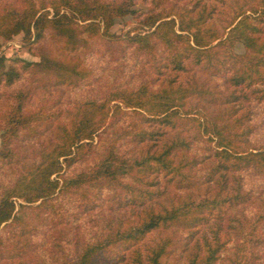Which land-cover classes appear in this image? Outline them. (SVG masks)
Returning <instances> with one entry per match:
<instances>
[{
  "label": "trees",
  "instance_id": "1",
  "mask_svg": "<svg viewBox=\"0 0 264 264\" xmlns=\"http://www.w3.org/2000/svg\"><path fill=\"white\" fill-rule=\"evenodd\" d=\"M150 2L152 8L139 10L136 0H0V44L22 35L40 57L6 62L0 55V94L7 92L10 100L0 115V171L18 158L15 143L23 136L42 134L40 126L49 133L42 134L37 157L0 183V228L22 220L32 205L55 209L51 200L58 192L106 184L113 204L101 231L94 240L76 242L60 264H167L164 259L175 251L181 264H264V200L253 206L250 219L235 218L233 225L225 218L229 207L249 201L244 176L264 179V144H250L252 104L264 103V0L241 4L224 33L206 0H186L169 10L160 7L163 0ZM128 15L138 19L136 29H144L123 39L137 56L148 58L150 79L135 87L113 85L100 99H81L67 121L59 113L27 108L24 74L41 67L54 72L56 85L75 86L86 74L75 52L94 37L120 40L110 28ZM46 33L66 50L63 57L35 52ZM236 42L243 54L234 51ZM191 66L211 69L226 95L214 96L190 75ZM195 97L203 106L193 105ZM214 100L224 108L206 111L205 102ZM128 113L140 122L127 132L130 152L113 142L92 166L64 173L90 153L95 136ZM186 122L194 126L193 136L179 134ZM193 144L200 145L199 153L191 152ZM195 168L204 170L197 182ZM170 185L184 196L170 197ZM193 186L195 197L187 194ZM169 229V235L148 241L153 232ZM29 232L20 227L23 244ZM234 241L224 261L223 250ZM19 254L10 253L16 261Z\"/></svg>",
  "mask_w": 264,
  "mask_h": 264
},
{
  "label": "rangeland",
  "instance_id": "2",
  "mask_svg": "<svg viewBox=\"0 0 264 264\" xmlns=\"http://www.w3.org/2000/svg\"><path fill=\"white\" fill-rule=\"evenodd\" d=\"M49 0H36L38 4L48 2ZM248 0H225L217 2L215 0H206L210 7H214L212 21L218 28L219 32L227 31V24L232 19L237 8L245 4ZM135 8L139 10H149L152 8L150 0H136ZM186 0H163L160 7L169 10V8L182 7ZM139 27L138 19L128 15L116 19L110 32L120 35L118 41H109L104 38L94 37L83 44V47L75 52L79 57L81 66L85 69V78L79 80L75 86L54 83V72L45 68L36 67L28 74L22 77L23 85L30 89V96L27 102L29 110H38L41 108L46 111V115L53 112L59 113L63 120H68L75 105L85 98L100 99L113 85L122 84L127 87H135L136 84L144 78L150 79L153 75L150 73L149 65L146 63V56H137L133 50L127 46L123 39L125 33L133 34L136 30L143 31ZM147 29V28H145ZM35 52L48 53L53 57L61 58L66 51L59 41L50 33H46L41 42L34 45ZM162 50L158 47V51ZM234 51L237 54L245 52L242 44L236 42ZM0 55H3L6 62L22 58L28 61L38 62L39 55L31 53L28 46L23 42L22 35H16L12 39L1 40ZM144 61H146L144 63ZM190 75L192 74L204 86L214 91V96H224L227 90L222 85V80L211 74V69L206 67L191 66ZM214 97V98H217ZM8 93L0 94V115L7 109L9 103ZM199 101V102H198ZM193 105L199 107L204 103L199 98L192 99ZM198 103V104H197ZM208 104L206 111L218 112L224 106L219 105L216 101L205 102ZM203 106V105H202ZM203 108V107H202ZM253 133L250 137L251 146L264 144V103L252 104ZM138 116L127 114L119 118L116 122L109 124L103 129L98 136L94 137L92 149L82 161L75 163L71 168L64 172L72 174L77 171L87 169L97 162L105 153L111 143L118 144L122 153L132 150V143L129 142L127 132L130 131L131 125H139ZM185 122V120H184ZM43 136L48 135L43 127H38ZM179 134L182 136H193L195 128L191 123L186 122L181 127ZM178 130V129H177ZM1 133V131H0ZM42 134H33L23 136L18 140L16 150L18 158L12 163L4 165L0 171V183L11 181L24 164L32 162L36 157L40 145L44 144ZM40 137V138H39ZM1 142V138H0ZM200 145L193 144L192 151L200 152ZM204 170L193 169L191 172L192 180H200V175ZM198 187V185H196ZM193 186L187 194L195 197L199 194ZM243 191L249 193V201L229 207L225 218L232 219L230 222L236 225L235 218L250 219L253 217V206L260 205L264 200V179L258 177L244 176ZM112 189L104 184L102 187L95 185H82L77 188H71L68 191L58 192L51 200L56 206L55 209L47 208L46 210L35 208H26L22 214V220L16 222L4 229L0 228L1 241L0 245V264H60L70 258L73 253L76 242L94 240L99 232L104 219L110 214V207L113 202ZM170 197L184 196L183 189H176L170 185ZM29 229L26 236V244H23L19 235L20 227ZM32 227L34 229H32ZM171 229L160 232H153L148 241L157 240L160 237L170 234ZM264 234V225L261 227ZM176 233V238H177ZM234 242H229L223 250L222 257L231 256L233 253ZM19 252V261L11 257L10 253ZM264 260V254H263ZM164 261L167 264H181L182 261L177 256V251L171 252Z\"/></svg>",
  "mask_w": 264,
  "mask_h": 264
}]
</instances>
